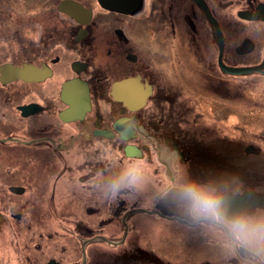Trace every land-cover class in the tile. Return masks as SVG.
Listing matches in <instances>:
<instances>
[{
    "label": "flooded vegetation",
    "instance_id": "flooded-vegetation-1",
    "mask_svg": "<svg viewBox=\"0 0 264 264\" xmlns=\"http://www.w3.org/2000/svg\"><path fill=\"white\" fill-rule=\"evenodd\" d=\"M3 64L0 264H209L188 240L147 236L158 216L215 227L229 263L264 264L234 219L196 216L184 195L264 194V0H0ZM241 165L249 176H226ZM135 179L155 186L148 204Z\"/></svg>",
    "mask_w": 264,
    "mask_h": 264
},
{
    "label": "rangeland",
    "instance_id": "rangeland-1",
    "mask_svg": "<svg viewBox=\"0 0 264 264\" xmlns=\"http://www.w3.org/2000/svg\"><path fill=\"white\" fill-rule=\"evenodd\" d=\"M228 77V76H227ZM233 78V76H230ZM229 78V77H228ZM136 183L139 182L140 189L142 193L145 191V196L142 198L144 202L148 204V197L151 196V193L155 191V186L150 185L148 179H135ZM10 179H0V186L6 188V185L10 183ZM119 181L115 183L117 185ZM150 185V191H147ZM145 188V190H144ZM146 188H148L146 190ZM143 203L144 207L149 206ZM142 214L148 216L147 213L143 212ZM100 217V214L95 215L94 217H90V221L92 224H97L96 228H99V224L96 222L97 219ZM113 227L111 225L106 226L103 230L99 231L106 236H110L111 238H115L120 235V231H117V225L120 226V218L118 216L113 217ZM145 232L147 236H151L154 239H158L159 241H166V240H174V241H183L188 240L187 246L192 245V255L195 259L197 258H207L209 260V264H232L227 261V254L222 247H220V242L226 239L223 237L220 232L212 226L206 225H199L195 226L194 228L180 226V222L171 221H164L159 216L157 219H149L146 218L145 221ZM141 232L137 230L134 232H130V235L134 234L133 236L138 235ZM5 239H12L13 233L11 231L4 232ZM18 235L21 239L26 238V232H18ZM113 243H116L113 241ZM184 245V244H182ZM104 246H107L104 244ZM172 247H162L164 250H168ZM173 262L176 264H180L183 261L178 256V254L173 255Z\"/></svg>",
    "mask_w": 264,
    "mask_h": 264
},
{
    "label": "clouds",
    "instance_id": "clouds-1",
    "mask_svg": "<svg viewBox=\"0 0 264 264\" xmlns=\"http://www.w3.org/2000/svg\"><path fill=\"white\" fill-rule=\"evenodd\" d=\"M184 195L190 201V211L196 216L221 219L222 199L215 190L200 185L188 184ZM234 240L239 246L249 249L259 260L264 261V217L239 216L228 222Z\"/></svg>",
    "mask_w": 264,
    "mask_h": 264
},
{
    "label": "water",
    "instance_id": "water-1",
    "mask_svg": "<svg viewBox=\"0 0 264 264\" xmlns=\"http://www.w3.org/2000/svg\"><path fill=\"white\" fill-rule=\"evenodd\" d=\"M116 2V1H114ZM109 7L118 6L120 7L122 5L121 2L116 3H109ZM59 8H62V10L66 11L69 15L75 16V9L73 8L68 1L62 2ZM225 70L227 73L231 74H237L241 72H247L250 71V67H230L225 66ZM12 71V68L8 64L0 65V72L2 74L10 73ZM11 78V77H10ZM10 190L12 191H22V189H19L18 187H10ZM222 199V211L221 215L226 216L230 219H235L237 216L243 214L245 211L249 209H253L256 207H263L264 208V194L253 192V191H244L241 194H232V193H223L219 195ZM209 221L216 223L212 219H209ZM224 228V226H222Z\"/></svg>",
    "mask_w": 264,
    "mask_h": 264
},
{
    "label": "trees",
    "instance_id": "trees-1",
    "mask_svg": "<svg viewBox=\"0 0 264 264\" xmlns=\"http://www.w3.org/2000/svg\"><path fill=\"white\" fill-rule=\"evenodd\" d=\"M232 155V152H231ZM252 169L248 166L241 167H228L226 169V176H236V175H242V176H249L251 174Z\"/></svg>",
    "mask_w": 264,
    "mask_h": 264
}]
</instances>
